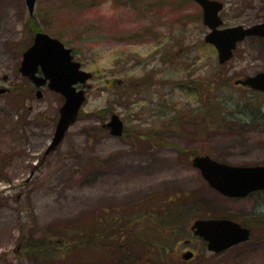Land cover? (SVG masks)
<instances>
[{
	"label": "rangeland",
	"instance_id": "374dc122",
	"mask_svg": "<svg viewBox=\"0 0 264 264\" xmlns=\"http://www.w3.org/2000/svg\"><path fill=\"white\" fill-rule=\"evenodd\" d=\"M222 1L223 27L264 21V0ZM36 30L93 72L49 152L62 97L38 98L18 70ZM208 31L195 0H37L32 15L0 0V74L25 84V97L0 96V264H264V192L226 196L192 161L264 164V92L236 83L264 70V37L220 63ZM113 113L120 136L103 127ZM218 216L250 227L249 240L182 260L186 245L167 253L156 232L191 238L195 219Z\"/></svg>",
	"mask_w": 264,
	"mask_h": 264
},
{
	"label": "water",
	"instance_id": "95a60500",
	"mask_svg": "<svg viewBox=\"0 0 264 264\" xmlns=\"http://www.w3.org/2000/svg\"><path fill=\"white\" fill-rule=\"evenodd\" d=\"M25 1L29 13L34 14L37 0ZM195 1L201 6L203 21L209 28L204 37L205 41L217 49L220 63L230 60L238 43L247 37L264 36V21L248 26L222 27L224 21L220 12L225 5L223 1ZM20 68L38 87L37 97L43 96L42 87L47 85L65 99L60 107V117L52 141L47 148L49 152L62 142L67 130L78 119L86 101V84L93 73L82 68V63L74 59L71 47L45 31L35 33L33 43L23 53ZM236 83L264 92V71L247 75L236 80ZM5 90L6 88H1L0 93ZM106 124L111 128V134H123L125 123L118 113H113ZM193 165L200 170L211 187L226 196L245 197L254 191L264 190V164L235 165L205 154L196 155ZM192 227L208 241V249L214 252L224 251L249 240L251 235L249 227L229 217L197 219ZM190 256L191 252L185 254L186 258Z\"/></svg>",
	"mask_w": 264,
	"mask_h": 264
},
{
	"label": "flooded vegetation",
	"instance_id": "af4514ba",
	"mask_svg": "<svg viewBox=\"0 0 264 264\" xmlns=\"http://www.w3.org/2000/svg\"><path fill=\"white\" fill-rule=\"evenodd\" d=\"M26 50V49H25ZM22 57H23V54H22ZM20 66H21V63H20ZM19 74H21V79L23 81L26 82V80L32 84V87L34 88V90L36 91L38 89V87L30 80L28 79V77L21 71V68L19 67ZM40 73H42L40 71ZM10 75V74H9ZM7 73H3V74H0V89L1 88H6L5 91L1 92L0 93V96L2 95H7L13 91H15V94H18V95H21V96H24L25 97V84L23 83H19L18 86V90L14 87H11L10 86V76H9ZM247 76V75H246ZM5 84H9V86H6ZM244 85V84H243ZM246 86L248 89H251V90H255V91H259V92H263V91H260V90H256V89H253L252 87H250L249 85H244ZM45 88H48L49 87L46 85L44 87H42V91H43V95H44V89ZM87 91V90H86ZM56 92V91H54ZM58 93V92H57ZM87 93V92H86ZM60 94V93H59ZM61 95V94H60ZM24 97L22 99V104H21V108L25 109V100H24ZM62 97V102H61V105L60 107L62 106V104L64 103V97L61 95ZM60 107H59V110H58V115L60 117ZM59 119V118H58ZM58 122V120H57ZM57 125V124H56ZM107 128V126L105 127ZM125 130H126V124H125V128H124V133H125ZM123 133V134H124ZM176 232H179L178 230H175ZM174 230L173 231H170V230H164V229H159L157 230V235L158 236H162V238L165 239L166 241V244L164 246H166V250H167V253L169 252L170 248H172L176 243L177 244H185L186 246V249L183 250L182 252V255H181V259H186V260H189V259H192L194 258L195 256H197L198 252L195 251V249H200L202 246H204V248L206 247L208 249V241L202 236V235H199L196 233V229H194L191 225L190 229H189V234L191 235V238H179V239H174L172 240L171 238H173L175 236V232ZM178 236H181L180 234H177ZM150 243H153V240L152 239H149ZM172 241H173V244H172ZM119 248L121 249V247L119 246ZM187 252H191V256L190 258H186L185 257V254ZM150 262L151 260H153V256L151 255L150 256ZM133 260V259H131ZM134 261V260H133ZM149 262V261H148ZM148 264V263H147Z\"/></svg>",
	"mask_w": 264,
	"mask_h": 264
},
{
	"label": "trees",
	"instance_id": "16d2710c",
	"mask_svg": "<svg viewBox=\"0 0 264 264\" xmlns=\"http://www.w3.org/2000/svg\"><path fill=\"white\" fill-rule=\"evenodd\" d=\"M37 31V30H36ZM75 51V50H74ZM104 127V126H103ZM263 192H264V190H263ZM180 201H178V203H179ZM177 204V203H176ZM186 210V208L184 209V211ZM178 213H183V211L182 212H177V213H174V214H178Z\"/></svg>",
	"mask_w": 264,
	"mask_h": 264
}]
</instances>
